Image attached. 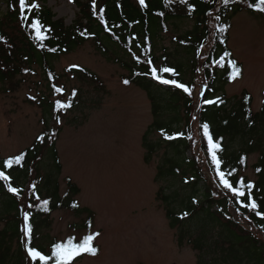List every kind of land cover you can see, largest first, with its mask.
I'll use <instances>...</instances> for the list:
<instances>
[{
  "label": "trees",
  "instance_id": "1",
  "mask_svg": "<svg viewBox=\"0 0 264 264\" xmlns=\"http://www.w3.org/2000/svg\"><path fill=\"white\" fill-rule=\"evenodd\" d=\"M5 2L11 6L19 0ZM145 3L147 7L132 0H95L93 8V0H75L78 14L70 26L57 20L48 8L26 10L27 21L21 19L19 8L10 10L0 18V37L4 38L0 40V83L33 66L40 67L49 77L54 76V61L92 42L98 52L127 72L123 77L129 81L127 85L141 89L148 96L154 120L142 140L146 151L144 161L149 163L157 150L163 149L165 154L157 178L179 182V189L169 194L161 189L160 199L166 206L169 226L179 232L180 244L185 241L198 252L197 264H264V219L256 214V211L264 213V93L261 108L254 113L253 99L247 91L235 97L234 102L223 92L224 86L240 80L244 73L243 65L229 48L232 18L243 10L264 16V12L256 10L259 0H188L186 4L180 0H145ZM191 8L195 11H190ZM36 19L46 37L42 48L35 39V31L29 27ZM186 24L190 27L181 29ZM173 32L174 50L159 48L163 34ZM149 60L151 65L147 63ZM229 61H234L241 70L234 80L230 79ZM150 67H156L158 72L163 67L174 68L178 76L162 75L185 84L190 94L153 80ZM67 72L72 78L95 84L97 91L103 89L100 79L88 70L74 67ZM186 76H190L188 81ZM197 81L204 88L197 130L200 156L195 158L190 120ZM207 100H216L217 104L209 105ZM69 101L72 106L67 111L59 107ZM82 104L81 92L77 89L65 101L41 97L38 106L42 110L44 130L20 154L25 159L17 165L15 157H0V172L9 176L7 182L0 180V264H33L26 247L51 255L56 243L66 242L68 238L53 239L47 245L41 242V231L50 228L51 215L56 211L66 210L84 217L79 226L81 230L93 228V212L76 200L79 188L66 179L67 189L61 195L58 182L62 165L57 142L62 129L56 125L57 118L61 121V116L79 110ZM51 123L57 128L50 127ZM205 123L214 141L222 146L223 151L218 153L221 171L228 174L234 186L240 178L254 184L252 199L258 204L256 211L241 207L220 184L203 135ZM152 133L159 136L155 142L149 140ZM164 134L176 138L166 140ZM39 137H44V141ZM188 154H191L189 158ZM253 154H258V161L253 165L256 179L249 180L241 172L248 168V159ZM9 159L14 161L11 167L6 164ZM204 169L211 175L212 183ZM9 185L19 189V193L9 192ZM73 203L78 207L73 208ZM25 212L30 214L29 223L33 228L30 243L22 231ZM184 212L189 215L181 219ZM80 241L75 237V242ZM93 245L98 255L100 248L94 241ZM84 257L93 256L84 253L72 262ZM35 264L41 262L37 260ZM49 264H54V260Z\"/></svg>",
  "mask_w": 264,
  "mask_h": 264
},
{
  "label": "rangeland",
  "instance_id": "2",
  "mask_svg": "<svg viewBox=\"0 0 264 264\" xmlns=\"http://www.w3.org/2000/svg\"><path fill=\"white\" fill-rule=\"evenodd\" d=\"M139 4V0H132ZM38 9L48 8L57 20L70 26L78 14L75 0H35ZM19 3L7 6L0 0V18ZM190 24L181 29L189 28ZM173 33L163 34L159 48L174 50ZM229 48L243 65L240 80L224 86L228 99L247 91L253 99L252 111L258 112L264 93V16L243 10L232 18ZM119 57H122L119 55ZM184 58V57H183ZM83 68L95 74L103 89L68 74L69 68ZM54 76H47L38 66L24 68L23 73L0 83V157L20 155L44 130L41 97L65 101L72 90H80L83 106L61 116L62 131L57 151L62 165L58 177L61 195L67 189L66 179L80 193L76 197L81 207L94 214L93 228L80 229L84 217L62 210L51 215V226L41 231V242L100 233L94 240L99 246L97 256L84 257L71 264H197L198 252L185 241L180 244L179 232L169 226L166 206L160 199L179 189L176 180H158V168L165 154L157 150L149 163L142 140L153 123L152 107L147 94L124 83L127 72L98 52L92 42L60 56L53 62ZM190 76H186V81ZM191 117L192 155L198 153V114L203 84L197 81ZM61 91L57 92L56 89ZM54 123L50 127L57 128ZM158 134L149 135L151 142ZM191 154H188L189 158ZM258 154L248 159V168L241 176L255 180L253 165ZM206 176L212 183L207 170ZM188 177V176H187ZM182 180V179H181ZM78 228H76V227ZM263 237V236H262Z\"/></svg>",
  "mask_w": 264,
  "mask_h": 264
},
{
  "label": "snow or ice",
  "instance_id": "3",
  "mask_svg": "<svg viewBox=\"0 0 264 264\" xmlns=\"http://www.w3.org/2000/svg\"><path fill=\"white\" fill-rule=\"evenodd\" d=\"M181 3H187L188 0H180ZM139 3L142 7H147L145 0H139ZM96 7L95 0H93V8ZM39 5L37 3H29L28 0H19V10L21 14V19L24 21L28 20V17L25 15V11L27 12H32L33 10H38ZM256 10L260 12H264V0H259V4L256 5ZM102 11V10H101ZM190 11H195V8H191ZM31 29L35 31V39L39 41V47H43V40L46 38L42 32H41V27L42 25L40 24V21L38 19L33 20L32 23L29 25ZM223 31V29H222ZM3 37H0V40H3ZM54 51V49H52ZM149 65L152 64V61H147ZM229 65L232 69V73L230 76V79H236L240 75V69L237 67L236 63L234 61H229ZM149 72L151 74V77L153 80L157 81L161 85L165 86H171L176 89H182L185 93L190 94L189 88L183 84L178 82L176 79L172 78H165L162 74L166 73L169 74L170 77H176L179 75V73L171 67H163L161 69H158L156 67H150ZM125 84H128L129 81L125 80ZM57 92H60L61 89L57 88ZM73 96L76 95L75 91L72 93ZM207 104L213 105L217 104L216 100H207ZM219 103H223L222 100L219 101ZM72 106L71 101L68 103H64L59 105L60 108L63 110L67 111L70 109ZM60 119L57 118V123H60ZM203 129V135L207 139V145H208V153L211 156V160L215 166L216 173L219 177L220 184L223 186L224 189H227L233 197L236 198V202L240 204L241 207H246L250 211H256L258 209V204L257 202L252 199V189L255 187L252 182L245 183L243 178H240L238 181L235 183L237 186H234L233 182H230L228 174H225L223 171H221V160L218 158V153L223 151L222 146L219 142L214 141L213 136L210 134L209 131V126L208 124H203L202 125ZM178 135H183L182 133ZM164 138L166 140H173L176 138L174 135H168L164 134ZM41 142L44 141V137H39ZM25 159L24 155H18L15 157V163L19 165L23 160ZM13 160L9 159L6 161V164L8 167H11L13 165ZM243 162V161H242ZM257 171H260L257 169ZM0 180H3L5 182L9 181V176L5 175L3 172H0ZM187 182V181H186ZM33 187H35L33 185ZM247 190V191H246ZM8 191L13 193V194H18L19 189L12 187L9 185ZM247 199V203L244 202V200ZM45 210H47V204L48 201L45 200L44 202ZM193 203H196L194 200ZM32 205H29L31 207ZM72 207H78V204L73 203ZM256 214L258 216H261L262 219H264V213H261L259 211H256ZM189 215L188 212H184L181 215V219L187 218ZM29 216L30 214L25 212L23 220H24V225H23V233L25 237L28 238V242L30 243L32 239V233H33V228L32 225L29 223ZM100 233L96 232L93 234L86 235L83 237V239L80 242H75V237H70L66 242L62 243H56L51 251V255H43L40 251L36 250L34 247H26L27 255L30 257L31 261L33 264L38 260L41 262V264H49V261L54 260V264H71L74 258L81 256L84 253H87L90 256H95L98 253V249L93 245V241L98 237Z\"/></svg>",
  "mask_w": 264,
  "mask_h": 264
}]
</instances>
